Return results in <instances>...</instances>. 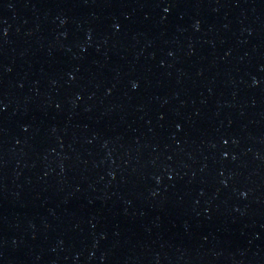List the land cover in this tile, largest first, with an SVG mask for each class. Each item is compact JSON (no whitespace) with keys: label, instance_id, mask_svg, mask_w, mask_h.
Instances as JSON below:
<instances>
[{"label":"water","instance_id":"water-1","mask_svg":"<svg viewBox=\"0 0 264 264\" xmlns=\"http://www.w3.org/2000/svg\"><path fill=\"white\" fill-rule=\"evenodd\" d=\"M0 264H264V0H0Z\"/></svg>","mask_w":264,"mask_h":264}]
</instances>
